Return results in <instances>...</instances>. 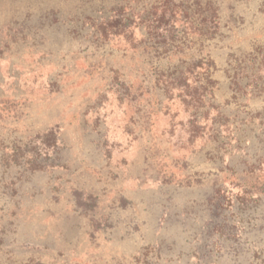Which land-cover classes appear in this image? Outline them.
<instances>
[{"label": "rangeland", "instance_id": "374dc122", "mask_svg": "<svg viewBox=\"0 0 264 264\" xmlns=\"http://www.w3.org/2000/svg\"><path fill=\"white\" fill-rule=\"evenodd\" d=\"M100 6L96 0H0V264H146L145 258L157 264H264V220L255 228L252 208L241 214L235 206L243 186L264 195V171L258 170L259 184L251 176L219 172V162L209 159L215 150L208 143L209 127L192 136L189 112L179 100L158 114L152 131L149 125L141 129L134 119L137 105L128 97L121 99L109 70L129 62L143 31L140 26L119 30V24L109 35L104 25L103 39L92 22L82 26L76 14L103 10ZM113 15L102 11L98 18ZM260 21L257 28L264 26V19ZM258 30L248 27L236 33L230 45L251 49V40L258 39L254 35L260 38ZM225 49L216 54L221 66L227 64ZM7 108L17 110L19 118L7 116ZM238 125L223 127L221 139L230 146L221 152L227 158L236 136L246 129L238 133ZM47 134L54 135L48 139ZM103 134L107 162L92 142ZM35 138L36 143L23 147V162H16L7 144ZM46 140L56 145L47 147L48 154L41 147ZM248 140L256 152L257 138ZM3 152L8 153L7 167ZM32 153L39 158L28 163ZM54 175L59 179L52 185ZM165 180H172L171 185L162 186ZM214 180L224 187L198 223V239L185 243L184 251L165 252L164 258L150 248L141 250L144 234L148 237L152 230L141 199L153 192L160 195L161 187L189 190ZM72 185L95 192L122 187L132 200L129 216L141 228L121 237L96 231L94 237L84 216L66 220L71 207L62 195ZM51 187L58 197L47 201ZM119 224L128 227L125 221Z\"/></svg>", "mask_w": 264, "mask_h": 264}, {"label": "trees", "instance_id": "16d2710c", "mask_svg": "<svg viewBox=\"0 0 264 264\" xmlns=\"http://www.w3.org/2000/svg\"><path fill=\"white\" fill-rule=\"evenodd\" d=\"M96 1H100L103 10L98 8L96 12L93 9L90 13L89 9H82L81 13H76L83 22L82 26L92 22L96 33L100 32L103 39L105 35L100 28L104 25L109 27V32L106 30L109 35H113L112 29L119 24H122L119 30L133 31V28L140 26L143 31L140 40L133 44V54L127 58L129 62L122 61L121 65L117 64L116 68L110 67L109 70L111 82H116L120 87L121 99L128 97L137 105L138 115L134 119L141 129L149 125L152 131L158 114L166 108L168 111L169 105L179 100L189 112L193 125L192 136H197L202 128L209 127L208 143L215 149L209 152V159L219 162L216 169L232 176H251L253 182L259 184L260 173L264 171V39L261 38V35L264 36V26L257 28L256 25L264 19V0ZM102 11L114 15L100 21L98 16ZM248 27L253 31L259 29L260 35V38L254 35L258 39L251 40V49L237 47L235 43L230 45L236 33ZM118 33L121 31L115 34ZM225 47L227 64L221 66L217 63L216 54ZM16 111L7 108V111L2 112L7 116L12 114L11 118L15 115L19 118ZM230 122L240 124L237 126L238 133L240 128L246 129L236 136L237 142L229 150L227 158L221 149L230 144L225 143L221 137L223 127L228 129ZM53 135L47 134V138ZM253 137L257 138L256 152H252V142L248 140ZM92 142L93 148L102 154L101 161L107 162L104 134ZM32 143H36V138L29 142H9L7 147L13 149L14 160L21 163L23 159L20 153L25 151L23 147ZM44 145L41 147L48 154L47 147L55 144H47L46 140ZM2 155V164L7 167L8 153L3 152ZM36 158L35 153H32V156H27V162H36L39 157ZM94 170L97 171L96 168ZM258 170H261L259 174ZM11 176L15 179L16 174ZM58 179L57 175L50 176L51 184L55 185ZM171 181H163L162 186L171 185ZM262 181L264 183V179ZM223 187V184H217L215 180L211 184L207 182L189 190L171 191L161 187L158 189L160 195L153 192L141 199L146 203L144 209L149 227H152V238L151 234L148 237L147 232L144 234L145 244L141 250L150 248L153 255L162 258L165 252L184 251L182 247H188L185 243L198 239V223L205 216L206 208L216 203V194ZM52 189L46 191V196L50 197L47 201L58 197ZM243 191L240 195L242 200L236 201V210L239 209L241 213L252 208L251 223L257 228L258 223L264 220V209L261 214L255 215V208L259 210L264 206V195L256 194V190L244 186ZM62 198L71 207L69 213H66V220L84 216L89 225L92 223L94 227L92 232L89 231L94 237H97L94 235L96 231L99 236L119 233L121 237L128 231L141 228L132 214L129 216L128 209L132 200L125 196L122 187L95 192L72 185L68 186ZM121 221H125L128 227L119 224ZM235 242L237 246L241 243L239 238ZM144 260L146 264H157L148 258Z\"/></svg>", "mask_w": 264, "mask_h": 264}]
</instances>
